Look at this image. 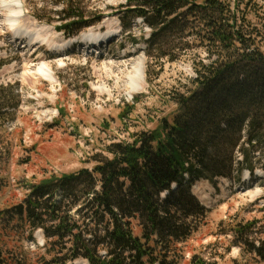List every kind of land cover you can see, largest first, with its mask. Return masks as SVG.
Returning a JSON list of instances; mask_svg holds the SVG:
<instances>
[{
	"label": "trees",
	"instance_id": "obj_1",
	"mask_svg": "<svg viewBox=\"0 0 264 264\" xmlns=\"http://www.w3.org/2000/svg\"><path fill=\"white\" fill-rule=\"evenodd\" d=\"M128 2L130 7L118 10L121 34L128 35L139 18L150 29L145 53L170 62L192 55L195 75L182 91L169 95L174 110L156 127L110 143L109 156L95 155L90 169L51 174L31 184L23 201L6 211L20 228L29 229V239L42 229L51 264L75 259L178 264L181 244L210 212L191 193L193 182L228 176L236 147L245 163L247 149L264 148V15L261 29L249 17L261 14L258 5L253 0ZM63 4L57 29L69 36L78 31L72 29L75 22L79 28L89 20L72 1ZM261 8L264 14V4ZM257 222L231 227L229 221L224 234L264 262V226ZM216 254L221 260L225 255ZM0 264L10 263L0 254ZM189 264L219 263L194 254Z\"/></svg>",
	"mask_w": 264,
	"mask_h": 264
},
{
	"label": "rangeland",
	"instance_id": "obj_2",
	"mask_svg": "<svg viewBox=\"0 0 264 264\" xmlns=\"http://www.w3.org/2000/svg\"><path fill=\"white\" fill-rule=\"evenodd\" d=\"M8 1L0 0V211H5L0 218V254L10 264H51L46 239L43 246L35 234L29 240V229L20 228L16 217L6 211L25 198L31 184L51 174L90 169L95 155L109 156L106 147L110 143L130 140L135 132L156 127L174 110L169 95L182 91L195 75L194 61L192 55L172 62L147 55L144 39L149 28L139 18L128 35L129 31L121 34L118 10L130 7L128 0H70L90 21L89 26L79 28L75 22L76 35L112 36L99 49L90 46L89 40L64 52L56 48L69 37L55 26L61 22L65 0H20L25 14L18 13L22 30L44 27L38 36L33 34L36 47L30 42L29 46L27 37H10L8 18L13 14ZM253 1L261 14L249 17L261 29L264 1ZM133 37L137 44L130 42ZM138 58L144 61L146 84L143 90L129 92L128 78ZM40 64L52 70L55 82L38 71ZM246 153L245 163L236 147L228 176L203 177L191 185L210 212L181 244L183 258L178 264H189L194 254L219 264H264L241 246L232 245V236L224 234L229 221L231 227L247 220L264 226V148H249ZM237 168L240 180L235 179ZM222 251L224 258L216 259ZM76 262L84 264L81 259Z\"/></svg>",
	"mask_w": 264,
	"mask_h": 264
},
{
	"label": "bare ground",
	"instance_id": "obj_3",
	"mask_svg": "<svg viewBox=\"0 0 264 264\" xmlns=\"http://www.w3.org/2000/svg\"><path fill=\"white\" fill-rule=\"evenodd\" d=\"M2 4L4 5V1H2ZM6 6L9 9H11V12L13 14V15H10L8 20H9V25H11L12 28H13V35H15L14 37L16 39H20V40L23 39L22 36L27 37L28 40H29V41H27L28 44L30 42L31 44L34 45L35 44V40H36V37L33 36L34 32H35V34H37L41 30H43L44 27L42 26L40 28V27L35 26L32 30L23 29L22 31H19V19H21V17H20V15H18V13H21L23 11V10H21L22 9V4H21L20 0H10V1H8V4H6ZM15 16H16V18H15ZM16 19L18 20L17 22H16ZM38 35L39 34H37V36ZM105 37H106V35H104L103 38L100 37L102 39L97 38V37L96 38L100 39L101 42H103V40L105 41V39H107ZM27 38H24V39L26 40ZM86 38H88V40H91V41H95L96 40L91 35L82 34V35H79V36H73V37H70L68 39H65L57 47L64 48L65 45L70 44L72 39H74L73 41H77L79 39L82 40V39H86ZM29 46H31V45L29 44ZM36 46L37 45L35 44L34 47H36ZM93 47H94V45H93ZM59 50H61V49H59ZM133 68L134 69L131 71V73L129 75V78H128V82H127V84L129 85V92H136V91L143 90L144 87H145V84H146L145 75H144V61H143V59H139L138 58L133 63ZM37 69H38L39 72H41L43 74V76H45V79H47L50 83L56 81V78H55L52 70L49 67H47L45 64H40L37 67ZM98 89L101 90L102 92L105 90L102 86H99ZM39 236L42 239L41 234H39ZM83 262H84V264H86V261L83 260Z\"/></svg>",
	"mask_w": 264,
	"mask_h": 264
}]
</instances>
